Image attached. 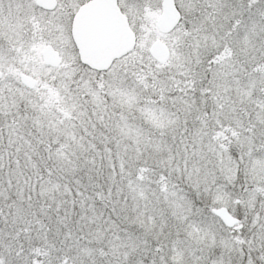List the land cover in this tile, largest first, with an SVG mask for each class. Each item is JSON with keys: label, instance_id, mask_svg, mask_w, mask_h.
<instances>
[{"label": "snow or ice", "instance_id": "obj_1", "mask_svg": "<svg viewBox=\"0 0 264 264\" xmlns=\"http://www.w3.org/2000/svg\"><path fill=\"white\" fill-rule=\"evenodd\" d=\"M0 264H264V0H0Z\"/></svg>", "mask_w": 264, "mask_h": 264}]
</instances>
